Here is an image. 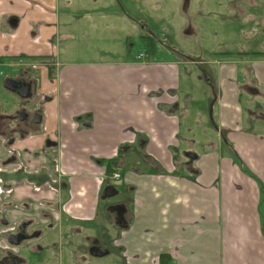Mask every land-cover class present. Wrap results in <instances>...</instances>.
I'll list each match as a JSON object with an SVG mask.
<instances>
[{
  "label": "crops",
  "instance_id": "0c3cea01",
  "mask_svg": "<svg viewBox=\"0 0 264 264\" xmlns=\"http://www.w3.org/2000/svg\"><path fill=\"white\" fill-rule=\"evenodd\" d=\"M45 1L55 5L54 14L23 0H0L4 63L17 71L30 70L29 63L37 61L51 67L49 73L43 68L31 71L37 90L34 103L45 109L42 125L58 148H44L43 135L33 131L24 141L27 153L21 154L29 171L47 168L50 176L54 162L74 170L76 201L68 210L96 214V221L102 216L100 178L108 177L105 165L112 164V174L120 175L127 210L126 226L113 249L120 264H161L162 254L165 264H264V127H245V120L255 124L258 116L251 110L245 116L242 105V95L249 93L252 103L264 106V57L249 60L256 92L238 79L241 61L235 55L218 52L223 60L217 67H202L200 78L211 92L204 98L210 111L203 119L193 116L188 126L194 129L187 146L196 152L195 159L185 164L175 160L179 167L174 168L171 153L182 146V120L194 104L186 97L180 101L175 64L138 61L128 43L115 57L107 49L62 50V42L77 34V24H87L83 32L94 19L105 24L119 19L91 14L98 0ZM1 31L16 35L2 38ZM33 34L58 47L33 43ZM19 55L31 60L19 65ZM196 144L206 147L198 152ZM63 180H57L55 193L48 188L24 194L36 204L34 215L39 214L37 201H45L39 197L58 203L67 198ZM47 204L48 211L53 209V203ZM51 213L49 220L62 222L58 212ZM100 224L96 221L97 228Z\"/></svg>",
  "mask_w": 264,
  "mask_h": 264
},
{
  "label": "flooded vegetation",
  "instance_id": "af4514ba",
  "mask_svg": "<svg viewBox=\"0 0 264 264\" xmlns=\"http://www.w3.org/2000/svg\"><path fill=\"white\" fill-rule=\"evenodd\" d=\"M187 3L188 0H185L184 7L187 6ZM227 4L235 12L232 19L237 25L236 28H241L245 38H251L256 34H259L258 37L264 38V0H229ZM1 32L8 34L2 38L15 37L9 36L11 32ZM39 35L42 41L45 40L41 34ZM141 38H143L141 42L144 50L154 48L152 44L148 43L146 36L143 35ZM144 38H146L145 41ZM148 46L151 47L145 48ZM223 53L235 55L237 61H241L238 79L243 86H246L247 90L256 92L252 85L255 83L254 77L252 78L249 72L251 65L249 60L255 57H264V50L224 51ZM4 57L0 56V66L11 67V71L0 70L1 81L7 91L18 96L19 104L9 112L0 109V264H62L63 255L60 256V251H62L60 245L68 247L65 251L71 254L70 258L72 259L83 258L85 255L93 257L109 255L112 248L116 247V236L121 228L126 226L125 216L127 213L121 200L114 201L111 198L119 195L122 198L124 191L116 188L109 181L112 174L105 179L100 178L99 198L100 204L103 202V205L101 204L99 211H102L103 221L97 228L96 221L93 220L96 214L93 217L84 214L81 216L68 210V206L76 201L73 192L74 170L70 171L59 162H54L50 176L47 168L46 170L39 168L36 171H29L21 160V154L27 153L28 149L24 146V141L32 137L33 131L43 135L44 148H58L56 138L48 136L46 126L42 125L43 118L47 116L45 109L38 104L28 103V100H34L37 96L36 81L32 71L43 68L49 73L51 67L47 62L37 61L38 63H29L30 70L22 68L17 71L16 67L4 63ZM17 57L19 65H26L28 60H31L29 55ZM24 60L26 61L23 63ZM48 142L52 144H47ZM187 156L191 161L195 159L196 154L190 152ZM51 177L56 179L51 180ZM62 178L68 185L67 198L58 203L56 200L48 201L45 197H39L37 200L45 201L36 200L40 209L38 208L39 214L34 215L33 205L36 204L32 198L24 194L28 191L38 193L48 188L55 193L54 185L57 184V180ZM18 189L21 190L20 193H18ZM47 202L53 203V209L50 211H48L49 204ZM52 211L60 214L62 222L49 220ZM111 232H113V236H111ZM69 236L74 241L76 238L77 241H80L75 248H72V240L65 239ZM92 251L104 252V254L96 256L92 254Z\"/></svg>",
  "mask_w": 264,
  "mask_h": 264
},
{
  "label": "rangeland",
  "instance_id": "374dc122",
  "mask_svg": "<svg viewBox=\"0 0 264 264\" xmlns=\"http://www.w3.org/2000/svg\"><path fill=\"white\" fill-rule=\"evenodd\" d=\"M228 1L188 0L187 6L184 7L185 0H106L105 3H100L98 0L97 4L91 6V14L107 17L112 15L119 20L116 23L105 24L94 19L93 24L89 25L90 29L83 32L81 29L87 24H77L75 37L62 42V50L72 47L77 49L88 47L95 51L107 49L114 51L112 57L117 55L116 52H120L130 45L132 52L136 53L135 58L138 61L154 60V63L175 64L179 86L177 93L180 101L186 97L188 100L191 99L194 104L190 105L188 116L182 120L179 137L182 146L171 153L174 168L179 167L175 160L182 163L189 161L187 155L192 149L187 144L188 140L193 138L194 129L188 130V126L191 127L189 124H191L193 116L196 118L199 114V118L203 119L207 115V110L210 111V105L204 101V98L205 100L210 98L211 92L206 88L205 81L200 78L202 67L205 64L217 67L223 60L218 52L264 50V38L258 37L259 34L247 39L241 28H236L237 25L232 19L235 12L227 4ZM135 34L138 37L126 40V35ZM141 35L146 36L148 43L153 45L154 52H151L153 50L151 49L137 53L140 48H143ZM56 45L58 47V44ZM89 57L100 58L102 56L98 53H90ZM0 70L10 72L11 67L0 66ZM214 93L213 91L212 94ZM251 99L249 93L242 95L244 115H251V110L254 113L253 116H258V118L256 117L255 124L245 120L244 126L250 128L251 125L254 127L259 124L264 127V114L261 113L264 106L262 103H252ZM28 103L34 104V100H28ZM18 104V96L4 88L0 77V109L9 112ZM245 116L244 118H246ZM207 131L212 134L210 130L207 129ZM196 139L198 141V136ZM196 145L198 152H200L201 146L206 147L205 144ZM110 181L118 188H123L121 179L112 178ZM111 199L115 201L122 198L119 195ZM96 221H103L102 216L97 217ZM117 230L119 229L117 228ZM111 234L113 236V232ZM119 236L120 232L116 238ZM65 239L73 241L72 248L80 243L77 238L76 242L71 236ZM60 247H62L60 256L63 255L62 264H120L119 261L115 262L116 255L112 253L115 252L114 247H111L112 252L109 255L106 254L102 257L85 255L83 258L77 259L70 258L71 254L65 251L68 247L65 245H60Z\"/></svg>",
  "mask_w": 264,
  "mask_h": 264
},
{
  "label": "built area",
  "instance_id": "2783aa9c",
  "mask_svg": "<svg viewBox=\"0 0 264 264\" xmlns=\"http://www.w3.org/2000/svg\"><path fill=\"white\" fill-rule=\"evenodd\" d=\"M26 4L31 5L33 7H36L39 11L45 14H54L56 12V7L54 4H49L45 0H23ZM8 34L2 33V36H6ZM10 37H14L15 33L9 34ZM32 42L35 44L38 43H43L45 46L51 48V49H56L57 45L56 43H52L50 40H41L40 35H32ZM141 57V56H138ZM112 177L114 179H118L120 175L118 173H113Z\"/></svg>",
  "mask_w": 264,
  "mask_h": 264
},
{
  "label": "trees",
  "instance_id": "16d2710c",
  "mask_svg": "<svg viewBox=\"0 0 264 264\" xmlns=\"http://www.w3.org/2000/svg\"><path fill=\"white\" fill-rule=\"evenodd\" d=\"M105 168H106L107 175H111L112 174V171H113L112 164L111 163H106ZM165 256H166L165 254H162L160 256V263L161 264H165L166 263Z\"/></svg>",
  "mask_w": 264,
  "mask_h": 264
},
{
  "label": "water",
  "instance_id": "95a60500",
  "mask_svg": "<svg viewBox=\"0 0 264 264\" xmlns=\"http://www.w3.org/2000/svg\"><path fill=\"white\" fill-rule=\"evenodd\" d=\"M47 144H52V143L48 142ZM191 157H194V156H191ZM92 254H93V255H96V256H101V255L104 254V252L92 251Z\"/></svg>",
  "mask_w": 264,
  "mask_h": 264
}]
</instances>
